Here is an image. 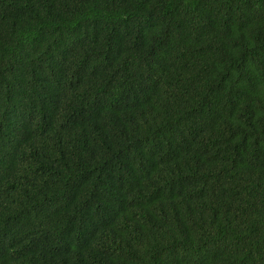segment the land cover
<instances>
[{"label": "trees", "instance_id": "obj_1", "mask_svg": "<svg viewBox=\"0 0 264 264\" xmlns=\"http://www.w3.org/2000/svg\"><path fill=\"white\" fill-rule=\"evenodd\" d=\"M0 264H264V0H0Z\"/></svg>", "mask_w": 264, "mask_h": 264}]
</instances>
